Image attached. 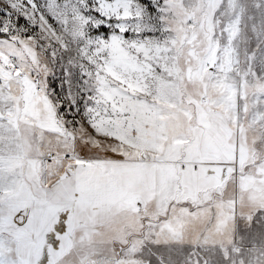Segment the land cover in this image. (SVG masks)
Wrapping results in <instances>:
<instances>
[{"label": "snow or ice", "instance_id": "1", "mask_svg": "<svg viewBox=\"0 0 264 264\" xmlns=\"http://www.w3.org/2000/svg\"><path fill=\"white\" fill-rule=\"evenodd\" d=\"M0 264H264V0H0Z\"/></svg>", "mask_w": 264, "mask_h": 264}]
</instances>
